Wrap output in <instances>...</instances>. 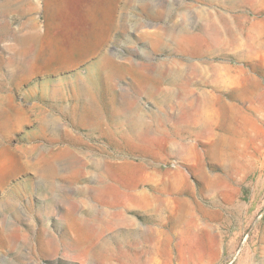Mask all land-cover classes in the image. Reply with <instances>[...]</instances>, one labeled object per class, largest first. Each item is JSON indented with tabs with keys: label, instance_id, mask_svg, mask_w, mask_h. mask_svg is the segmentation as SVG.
<instances>
[{
	"label": "rangeland",
	"instance_id": "obj_1",
	"mask_svg": "<svg viewBox=\"0 0 264 264\" xmlns=\"http://www.w3.org/2000/svg\"><path fill=\"white\" fill-rule=\"evenodd\" d=\"M262 3L0 0V264H264ZM166 29L183 49H156ZM107 56L162 69L166 93L127 74L78 118Z\"/></svg>",
	"mask_w": 264,
	"mask_h": 264
},
{
	"label": "bare ground",
	"instance_id": "obj_2",
	"mask_svg": "<svg viewBox=\"0 0 264 264\" xmlns=\"http://www.w3.org/2000/svg\"><path fill=\"white\" fill-rule=\"evenodd\" d=\"M237 1V0H236ZM262 1H264V0H262ZM263 4V3H262ZM264 5V4H263ZM100 9V8H99ZM161 10V9H160ZM168 10V9H167ZM167 12V11H166ZM160 13V12H159ZM159 13H158V15H159ZM160 16H161V14H160ZM163 16H164V14H163ZM234 27V26H233ZM180 33V32H179ZM193 37L194 38H198V39H200V40H202L203 41V39L199 36V35H193ZM233 37V36H232ZM228 39V38H227ZM167 40H170V41H176V43H180V48H182V47H184V42L185 41H188V31L187 32H183L182 34H180V35H178V36H176L173 32H171V30L170 29H166L164 32H157V34H156V38H155V41H156V43H157V45L158 46H156V49L157 50H163V49H168V47H169V45H167L166 44V41ZM174 45V44H173ZM183 49V48H182ZM193 53H195L196 55H199V52H193ZM130 63V62H129ZM139 65V64H138ZM168 65V64H167ZM170 66V65H169ZM164 68V67H163ZM96 73L94 74V77H93V82L92 83H89V81H88V83L87 84H84V85H82V86H80V89L78 90L79 92H80V94L79 95H82V96H85V99L84 100H86L87 102H88V104L86 105V106H82V107H80L78 110H77V112H76V115L75 116H78V118H79V116H81L80 117V119H87V118H91V117H95V116H103V117H105L104 116V114L107 112V107H106V104H107V94H111L113 91H114V89H115V87H116V84H115V82H116V80H118L119 78H122V77H124L125 75H127V74H134L135 72H139V73H141L143 76H144V78H143V80L144 79H147V81L151 84V85H148V86H152V89H153V91H154V93H152L151 95H153V94H155V91H160V92H163L164 94L166 93V92H164V91H161V89H160V85H161V83H162V81H163V79H164V76H161V75H163V71H162V69L159 71V73H160V75H154L152 72L155 70H152L151 69V65H146V66H141V67H139V66H137V64H133V63H130V64H127V66H126V64H123V63H118L116 60H114V57L113 56H107V57H105V58H103L98 64H97V66H96ZM230 71V68H228L227 69V72H229ZM231 72V71H230ZM223 75H219V77H217V78H214L213 79V82L214 83H217V84H221V83H223V77H222ZM89 78V77H88ZM87 78V79H88ZM86 79V80H87ZM138 80V79H137ZM84 81V80H83ZM146 81V82H147ZM85 83V82H84ZM117 83V82H116ZM148 83V84H149ZM98 84H99V87H98ZM81 85V84H80ZM248 85V84H247ZM251 86V85H250ZM248 87V86H247ZM252 87V86H251ZM117 88V87H116ZM147 88V87H146ZM150 88V87H149ZM254 88V87H253ZM250 89V88H249ZM77 90V89H76ZM186 90V89H185ZM193 90V89H192ZM245 90V89H244ZM191 91V90H190ZM242 91V90H241ZM247 91V90H246ZM253 91H254V89H253ZM252 91V92H253ZM60 92H61V89L60 88H56L54 91H53V95H59L60 94ZM150 92H152L151 90H150ZM73 95H75V94H73ZM167 95L169 96V97H173V93L172 92H167ZM193 95V94H192ZM251 95V94H250ZM112 96V95H111ZM203 96V95H202ZM76 97H78V96H76ZM202 98V97H201ZM204 98H205V100H204ZM71 99V98H70ZM78 99V98H77ZM204 101L203 102H205L204 103V105L202 104V100H201V104L203 105H201L200 103V107H197V108H194V109H191V113L190 114H194L195 116H196V118L193 120L194 122H195V124L196 125H198L199 124V121L201 120L200 118H204V116H206L207 114H212V115H214V114H216V111H215V113H214V111H212V109H215V108H213V107H216V105H215V103L214 104H210V106H209V102H207L206 100H208L205 96H203V98H202ZM216 99V98H215ZM84 100H83V102H84ZM199 100V101H200ZM78 101V100H77ZM217 101V100H216ZM75 104V103H74ZM65 105V104H64ZM215 105V106H214ZM74 106V105H73ZM194 106V105H193ZM59 107V106H58ZM78 107V106H77ZM77 107H76V109H77ZM121 108V107H120ZM124 108V107H123ZM63 109V108H62ZM61 109V110H62ZM69 109V108H68ZM122 109V108H121ZM193 110V111H192ZM58 111H59V109H58ZM66 111V110H65ZM126 111V110H125ZM210 111H212L211 113H210ZM62 112V111H61ZM117 112V111H116ZM120 112V111H119ZM124 112V111H123ZM122 113V112H121ZM186 114H187V112H186ZM192 114V115H193ZM70 115V114H69ZM74 115V114H73ZM112 115H114V114H112ZM117 115V114H116ZM72 116V115H71ZM190 116V115H189ZM194 116V117H195ZM209 115H207V117H208ZM102 118V117H101ZM190 118H191V116H190ZM193 118V117H192ZM202 118V119H203ZM96 119V118H95ZM108 119V118H107ZM112 119H114V118H112ZM73 120V119H72ZM99 120V119H98ZM103 120H104V118H103ZM138 120V119H137ZM136 120V121H137ZM204 120V119H203ZM53 121H54V119H53ZM58 121V120H57ZM114 121V120H113ZM127 121V120H126ZM125 121V122H126ZM78 122V121H77ZM84 122V121H83ZM105 122V121H104ZM117 122V121H116ZM122 120H121V124H122ZM145 122V121H144ZM206 122V121H205ZM96 123V122H95ZM134 123V122H133ZM143 123V122H142ZM76 124V123H75ZM74 124V125H75ZM80 124H82V123H80ZM90 124V123H89ZM99 124V123H98ZM119 124V123H118ZM135 124V123H134ZM146 124V123H145ZM144 124V125H145ZM192 124H194L193 122H192ZM206 124V123H205ZM52 125H53V122H52ZM54 125H55V123H54ZM77 125V124H76ZM83 125V124H82ZM91 125V124H90ZM95 125V124H94ZM105 125V124H104ZM111 125V124H110ZM113 125V124H112ZM115 125V124H114ZM147 125V124H146ZM195 125V126H196ZM117 126V125H116ZM119 126V125H118ZM123 126V125H122ZM143 126V125H142ZM203 126V125H202ZM205 126V125H204ZM89 127V126H88ZM104 127V126H103ZM107 127H108V125H107ZM110 127V126H109ZM108 127V130L110 129ZM161 127V126H160ZM206 127H207V125H206ZM96 128H97V126H96ZM143 128V127H142ZM141 128V129H142ZM151 128V127H150ZM154 128V127H153ZM152 128V129H153ZM164 128V127H163ZM162 128V129H163ZM204 128V127H203ZM89 129H90V127H89ZM98 129V128H97ZM116 129L117 128H115V132H117L116 131ZM139 129V128H138ZM137 129V130H138ZM162 129H160V133H161V130ZM65 130V129H64ZM95 129H93V131H94ZM132 130H135V129H133L132 128ZM151 130V129H150ZM154 130V129H153ZM206 130V129H205ZM204 130V131H205ZM95 131H98V130H95ZM141 131H143V130H140V132ZM159 131V130H158ZM203 131V130H202ZM108 132V131H107ZM110 132H111V130H110ZM120 132H122V131H120ZM124 132V131H123ZM144 132V131H143ZM142 132V133H143ZM148 132V131H147ZM166 132V131H165ZM57 133V132H56ZM118 133V132H117ZM141 133V134H142ZM149 133H150V131H149ZM162 133H163V131H162ZM167 133V132H166ZM64 134H66V132L64 133ZM136 134V133H135ZM145 134V133H144ZM144 134H142V136L144 135ZM152 134V133H151ZM156 134V133H155ZM165 134V133H164ZM119 136L121 135V134H118ZM122 135H124V134H122ZM63 136V135H62ZM149 136V135H148ZM136 137V136H135ZM62 138V137H61ZM147 138V137H146ZM64 139V138H63ZM142 139V138H141ZM159 139V138H158ZM143 140V139H142ZM153 140V139H152ZM142 142V141H141ZM145 142H147V141H145ZM150 142V141H149ZM154 141H152V143H153ZM148 143V142H147ZM149 144V143H148ZM151 145V144H150ZM121 146V145H120ZM66 151V150H65ZM227 151V150H226ZM226 154V153H225ZM224 154V155H225ZM43 155V154H42ZM71 155H69V157H70ZM59 157V156H58ZM62 157V156H61ZM190 157V156H189ZM225 157V156H224ZM223 157V158H224ZM227 157V156H226ZM226 157H225V159H226ZM231 157V156H230ZM40 158H42L43 160H45V162H44V165L41 167V169H40V173H41V175L46 179V181L48 182V185L49 186H52L53 185V179H54V176H55V173L57 172V166H56V159H53V158H51V157H48L47 155H43L42 157H40ZM59 159V158H58ZM62 160V159H61ZM67 160V159H66ZM66 160H64V161H66ZM224 160V159H223ZM59 161H60V159H59ZM63 161V160H62ZM189 161V160H188ZM227 161V159L225 160V162ZM229 161V160H228ZM58 162V161H57ZM73 162H75V161H73ZM102 162H103V160H102ZM43 163V162H42ZM104 163V162H103ZM75 164V163H74ZM100 164H102V163H100ZM100 164H98V165H100ZM66 165H68V164H66ZM103 165V164H102ZM72 166V165H71ZM101 166V165H100ZM75 174V173H74ZM140 186V185H139ZM138 188V187H137ZM135 189V188H134ZM157 190V189H156ZM127 193V192H126ZM131 193V192H130ZM124 196V195H123ZM125 198H126V201L127 202H129V205L130 206H142V207H145V206H149V205H151L150 203H146L145 201H144V199L143 198H141V197H139V196H137V195H129V196H125Z\"/></svg>",
	"mask_w": 264,
	"mask_h": 264
}]
</instances>
